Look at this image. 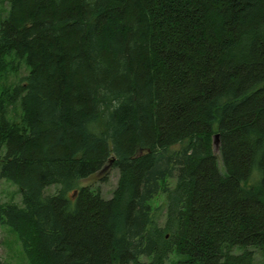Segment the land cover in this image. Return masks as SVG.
<instances>
[{
    "label": "trees",
    "instance_id": "obj_1",
    "mask_svg": "<svg viewBox=\"0 0 264 264\" xmlns=\"http://www.w3.org/2000/svg\"><path fill=\"white\" fill-rule=\"evenodd\" d=\"M22 64L0 99V178L22 206L0 224L30 264L264 254V0H10L0 77ZM109 166L110 199L77 187Z\"/></svg>",
    "mask_w": 264,
    "mask_h": 264
},
{
    "label": "rangeland",
    "instance_id": "obj_2",
    "mask_svg": "<svg viewBox=\"0 0 264 264\" xmlns=\"http://www.w3.org/2000/svg\"><path fill=\"white\" fill-rule=\"evenodd\" d=\"M10 0H0V18H2L9 10ZM27 74V69L24 64L18 70H10L6 76L0 77V99L2 98V87L14 86L19 78ZM4 97V96H3ZM7 116L10 121H19L21 117V110L19 104L9 106L7 108ZM120 172L116 167L109 166L104 172L94 174L89 178L78 181L77 187L88 186L93 190L99 189L101 195L105 199H110L113 196L115 189L118 186ZM166 184L169 186L175 185V180L170 178L166 180ZM59 185H53L47 188L46 192L54 194L59 189ZM153 207L160 206L165 203V197L163 193H160L151 200ZM16 204L22 206V197L18 190V187L6 179L0 178V205ZM164 221V220H163ZM235 252L240 253L239 249ZM178 256L173 254L171 260L166 264H172L177 260ZM0 260L3 264H30L27 259L22 245L16 236V234L6 225L0 224ZM143 264H150L149 258L141 259ZM254 264H264V254L260 251H256Z\"/></svg>",
    "mask_w": 264,
    "mask_h": 264
},
{
    "label": "water",
    "instance_id": "obj_3",
    "mask_svg": "<svg viewBox=\"0 0 264 264\" xmlns=\"http://www.w3.org/2000/svg\"><path fill=\"white\" fill-rule=\"evenodd\" d=\"M213 147H214V151L216 153L219 149V135L218 134L214 135V137H213Z\"/></svg>",
    "mask_w": 264,
    "mask_h": 264
}]
</instances>
